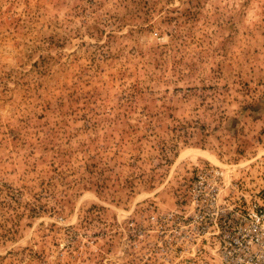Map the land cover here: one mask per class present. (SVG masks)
<instances>
[{"label": "rangeland", "instance_id": "374dc122", "mask_svg": "<svg viewBox=\"0 0 264 264\" xmlns=\"http://www.w3.org/2000/svg\"><path fill=\"white\" fill-rule=\"evenodd\" d=\"M206 165L264 170V0H0V264H187Z\"/></svg>", "mask_w": 264, "mask_h": 264}, {"label": "built area", "instance_id": "2783aa9c", "mask_svg": "<svg viewBox=\"0 0 264 264\" xmlns=\"http://www.w3.org/2000/svg\"><path fill=\"white\" fill-rule=\"evenodd\" d=\"M186 192L183 206L149 216L160 255L187 264H264V170L232 177L200 166Z\"/></svg>", "mask_w": 264, "mask_h": 264}]
</instances>
